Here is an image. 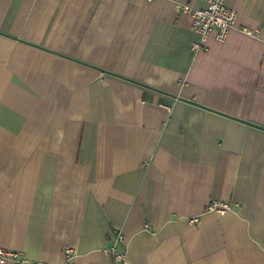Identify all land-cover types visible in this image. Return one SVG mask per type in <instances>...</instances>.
I'll return each instance as SVG.
<instances>
[{
	"label": "crops",
	"instance_id": "obj_1",
	"mask_svg": "<svg viewBox=\"0 0 264 264\" xmlns=\"http://www.w3.org/2000/svg\"><path fill=\"white\" fill-rule=\"evenodd\" d=\"M179 4L207 8L0 0V247L24 264H264V0H228L201 50Z\"/></svg>",
	"mask_w": 264,
	"mask_h": 264
},
{
	"label": "built area",
	"instance_id": "obj_2",
	"mask_svg": "<svg viewBox=\"0 0 264 264\" xmlns=\"http://www.w3.org/2000/svg\"><path fill=\"white\" fill-rule=\"evenodd\" d=\"M153 2L154 0H147ZM207 3V8L196 9L190 5L179 4L178 11L187 14L192 19V29L199 36V40L193 43L194 50H201L205 47L211 34H215L216 39L220 42L227 40L230 32L234 29L238 14L228 5V0H204ZM248 35L254 36L258 31L244 29ZM231 208L230 203L227 201L214 200L208 206V209L218 213H225ZM117 240H123L121 234L117 236ZM110 253L115 255L118 262L127 264L126 254L118 252L115 248L109 250ZM71 249H66V254L70 256ZM71 256L69 262L64 264H73ZM24 264L23 254L18 251L0 247V264L7 263Z\"/></svg>",
	"mask_w": 264,
	"mask_h": 264
}]
</instances>
